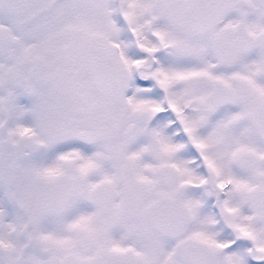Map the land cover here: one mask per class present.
I'll use <instances>...</instances> for the list:
<instances>
[{
  "label": "snow or ice",
  "instance_id": "6c2138e0",
  "mask_svg": "<svg viewBox=\"0 0 264 264\" xmlns=\"http://www.w3.org/2000/svg\"><path fill=\"white\" fill-rule=\"evenodd\" d=\"M0 264H264V0H0Z\"/></svg>",
  "mask_w": 264,
  "mask_h": 264
}]
</instances>
